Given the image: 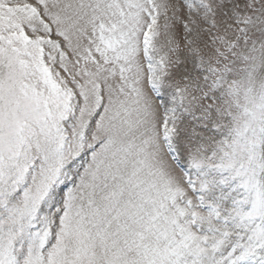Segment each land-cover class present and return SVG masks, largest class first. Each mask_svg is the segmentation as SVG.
Instances as JSON below:
<instances>
[{
  "label": "snow or ice",
  "instance_id": "snow-or-ice-1",
  "mask_svg": "<svg viewBox=\"0 0 264 264\" xmlns=\"http://www.w3.org/2000/svg\"><path fill=\"white\" fill-rule=\"evenodd\" d=\"M0 264H264V0H0Z\"/></svg>",
  "mask_w": 264,
  "mask_h": 264
}]
</instances>
